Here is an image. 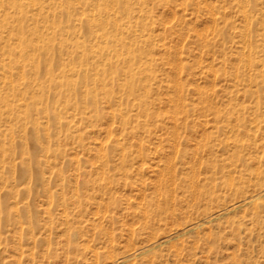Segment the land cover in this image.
Segmentation results:
<instances>
[{"label":"rangeland","instance_id":"obj_1","mask_svg":"<svg viewBox=\"0 0 264 264\" xmlns=\"http://www.w3.org/2000/svg\"><path fill=\"white\" fill-rule=\"evenodd\" d=\"M126 6L117 18L131 25L124 42L136 47L123 57H135L138 85L113 94L126 128L102 96L97 119L85 109L81 85L80 109L38 114L48 136H30L27 122L9 150L0 117V264H106L142 247L121 264H264V195L182 232L264 181V0ZM143 89L148 117L134 106Z\"/></svg>","mask_w":264,"mask_h":264},{"label":"bare ground","instance_id":"obj_2","mask_svg":"<svg viewBox=\"0 0 264 264\" xmlns=\"http://www.w3.org/2000/svg\"><path fill=\"white\" fill-rule=\"evenodd\" d=\"M130 1L132 0H0V117L7 115L10 123L8 142H2L4 147L9 150L12 148L16 128L18 132L19 129L23 130L22 124L27 122L31 124L30 136L33 133L39 139L40 131L48 136L46 121L45 126L41 125L37 120L38 114L46 118L52 115L59 119L63 118L61 114L65 113L67 106L80 109L72 101L79 85L84 87L85 109H90L97 119L100 116L96 109L97 99L102 96L111 103V117L126 128L130 123L127 110L122 108L121 102L113 101V94L117 89L129 97L138 85L133 69L135 57H123L133 54L136 47L134 42H124V38L132 36L131 25L120 23L117 18L119 12L126 16L131 14L126 6ZM240 7L243 8L242 5ZM243 16L245 20L248 19L245 9ZM76 25L79 30L75 28ZM80 33L90 36L91 40L88 43L80 41ZM247 43L251 47V42ZM246 60L247 63L251 62L250 55ZM93 62H96L95 66L92 65ZM123 64L126 71L123 70L125 75L121 79L118 72L122 71ZM145 96L146 90L143 89V93L134 98L137 101L134 106L140 115L148 117L144 114ZM58 100L64 105L62 111L55 109L54 103H58ZM61 123L70 127L67 121H60L59 124ZM24 132L27 134L26 129ZM108 132L110 137L111 131ZM79 138L76 137L78 141ZM2 143L0 141V145ZM119 144L118 142V148L124 151L125 147ZM8 160L9 157H5L2 162L8 163ZM257 174L260 175L259 172ZM262 182L258 184L259 188L254 194L242 196L240 200L206 219L204 217L182 232L193 230L208 219H216L242 205L253 202L256 205L255 200L264 195V181ZM74 238L75 233L70 235V240L74 241ZM170 238L171 236L165 237L159 243H165ZM76 247L77 244L74 248ZM146 249L142 247L126 256L110 257L111 260L106 264H121L130 256L140 255ZM94 263L98 264V260Z\"/></svg>","mask_w":264,"mask_h":264}]
</instances>
